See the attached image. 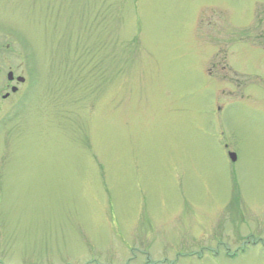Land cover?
<instances>
[{"label": "rangeland", "instance_id": "1", "mask_svg": "<svg viewBox=\"0 0 264 264\" xmlns=\"http://www.w3.org/2000/svg\"><path fill=\"white\" fill-rule=\"evenodd\" d=\"M0 264H264V0H0Z\"/></svg>", "mask_w": 264, "mask_h": 264}, {"label": "flooded vegetation", "instance_id": "2", "mask_svg": "<svg viewBox=\"0 0 264 264\" xmlns=\"http://www.w3.org/2000/svg\"><path fill=\"white\" fill-rule=\"evenodd\" d=\"M19 77H21V76H17V77H16V76H14V74H13V79H12V81H9V80H8L9 83L11 84V87H10V91H11V93H14V94H15V93L18 92V86H16V85H21V84L25 83V81H26L25 79H24V82H18V78H19ZM15 84H16V85H15ZM13 88H16V91H15V92L12 91ZM7 97H9V94H7ZM3 98H4V96H3ZM5 98H6V97H5Z\"/></svg>", "mask_w": 264, "mask_h": 264}, {"label": "water", "instance_id": "3", "mask_svg": "<svg viewBox=\"0 0 264 264\" xmlns=\"http://www.w3.org/2000/svg\"><path fill=\"white\" fill-rule=\"evenodd\" d=\"M7 79H8L9 81H12V79H13V73H12V72H9V73H8V75H7ZM18 82H24V78L19 77V78H18ZM12 91L15 92V91H16V88H13ZM4 98H5V97H4ZM229 157H230V159H231L233 162L236 161V155H235L234 153H229Z\"/></svg>", "mask_w": 264, "mask_h": 264}]
</instances>
